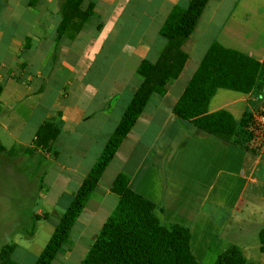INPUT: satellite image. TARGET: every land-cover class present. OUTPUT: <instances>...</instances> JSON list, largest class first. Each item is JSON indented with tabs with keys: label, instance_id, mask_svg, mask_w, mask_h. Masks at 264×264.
Returning a JSON list of instances; mask_svg holds the SVG:
<instances>
[{
	"label": "crops",
	"instance_id": "obj_1",
	"mask_svg": "<svg viewBox=\"0 0 264 264\" xmlns=\"http://www.w3.org/2000/svg\"><path fill=\"white\" fill-rule=\"evenodd\" d=\"M189 1L84 0L83 8L93 3L89 21L74 40L62 38L56 44L59 0H0V105L16 112L10 137L24 149L31 147L38 127L49 116L60 115L53 121L60 130L56 157L51 170L43 173L42 186L53 212L59 213L60 200L67 194L66 210L112 135L141 83L137 67L158 47L155 41L166 17ZM214 42L258 61L256 84L261 87L248 95L217 90L208 112H228L241 131L264 113V0H209L181 47L188 59L180 75L166 83L163 97L148 100L74 223L64 254L51 264H80L85 258L117 205L109 190L117 177L155 205L162 223L188 228L190 251L199 264L211 251L215 264L232 247L247 262L264 264V250L256 241L264 228L250 222L255 218L243 216L251 212L246 213L248 201L240 199L249 183L247 156L256 155L226 146L172 115ZM41 66L45 72L38 75ZM251 169L256 170L250 166V173ZM234 189L239 191L236 200ZM65 210H60L53 231ZM239 210L242 216L235 219ZM35 219L49 221L47 214ZM243 227L254 231L253 246L250 238L230 242Z\"/></svg>",
	"mask_w": 264,
	"mask_h": 264
},
{
	"label": "trees",
	"instance_id": "obj_2",
	"mask_svg": "<svg viewBox=\"0 0 264 264\" xmlns=\"http://www.w3.org/2000/svg\"><path fill=\"white\" fill-rule=\"evenodd\" d=\"M209 0H190L186 8H173L161 26L158 36L165 41L155 60L144 59L135 75L141 80L120 121L106 142L99 157L63 212L45 247L34 264H51L68 245L71 229L103 172L114 158L127 134L134 127L148 100L163 97L165 85L180 75L188 56L182 45L191 37ZM84 0H59L60 23L56 28V44L62 39L74 40L91 16L93 3L82 7ZM31 5H29L30 7ZM27 40V39H26ZM261 64L247 55L210 45L196 71L188 81L172 109V115L218 141L256 155L261 142L252 130L244 133L226 111L208 112V105L217 90L248 95L256 86ZM2 87H0V96ZM58 113L49 116L36 130L31 147L23 155L30 158L56 157L55 141L60 133L54 124ZM264 144V143H263ZM0 145V153H4ZM110 192L117 205L93 240L80 264H199L190 251V231L178 224H164L153 203L129 189L120 177L114 179ZM29 238L33 229L26 233ZM260 250H264V229L259 233ZM15 244L0 249V264H16L12 255ZM215 264H253L232 247L220 255Z\"/></svg>",
	"mask_w": 264,
	"mask_h": 264
},
{
	"label": "rangeland",
	"instance_id": "obj_3",
	"mask_svg": "<svg viewBox=\"0 0 264 264\" xmlns=\"http://www.w3.org/2000/svg\"><path fill=\"white\" fill-rule=\"evenodd\" d=\"M177 8L182 9L184 7L178 6ZM30 9H34V4L30 6ZM151 34L152 36L154 35V33ZM157 39L155 45H158V47L149 51L144 57L150 62L156 59L157 50L160 49L161 43L163 46L165 44V41L158 35ZM37 71L38 75H43L45 72L42 66L38 67ZM0 87L3 88V84L0 83ZM228 93L232 94L231 92ZM261 102L264 104V100ZM15 113V111L0 105V125H6V129L0 128V145L5 150L4 153H0V249L3 245L15 244L17 249L12 255V260L16 264H33L36 256L40 254L51 236L53 224L59 219L60 210H65L67 194L60 200L59 213L53 212V210L48 208L43 198V173L51 170L53 159L49 155L47 158H30L23 155L24 148L14 142L9 135L11 128L16 125ZM254 123L252 121L250 124L253 129L252 134L255 131L258 132ZM242 131L247 133L245 130ZM263 143L264 141L259 143L261 146L256 154V156L258 155L257 157L247 156L246 169L249 183L246 189H241L240 191V199L249 203L246 213L251 212V214H243V216L255 218V220L250 222L260 225L259 229L264 228ZM225 145L241 150L228 144ZM254 160H257L255 165H253ZM250 166L256 170L251 169L250 173V170H248ZM242 173L244 175V169H242ZM238 192L237 189L232 190V200H236ZM227 201L229 200L227 199ZM67 206H69V203ZM239 212L240 210L235 214V219L242 216ZM45 214L48 215L49 221L35 219L37 215L43 216ZM30 229H33L31 238L26 234ZM253 232L243 227L232 238L226 237L229 238L231 243L245 242L247 238H250L249 246H253ZM256 241L259 243L258 237H256ZM211 247L215 249V242ZM64 249L65 247L62 254H64ZM212 252L206 256L204 264H212L214 262L215 255Z\"/></svg>",
	"mask_w": 264,
	"mask_h": 264
},
{
	"label": "built area",
	"instance_id": "obj_4",
	"mask_svg": "<svg viewBox=\"0 0 264 264\" xmlns=\"http://www.w3.org/2000/svg\"><path fill=\"white\" fill-rule=\"evenodd\" d=\"M254 120L255 121L253 122H255L254 124L258 132L255 131L253 133V136L256 137L257 139L264 141V113L261 115H258ZM246 129H247V132L253 130L250 125H248Z\"/></svg>",
	"mask_w": 264,
	"mask_h": 264
}]
</instances>
